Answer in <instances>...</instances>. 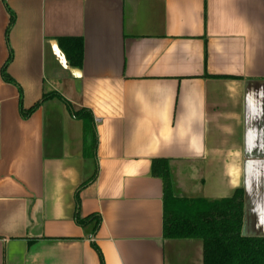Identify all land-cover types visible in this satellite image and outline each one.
I'll use <instances>...</instances> for the list:
<instances>
[{
    "label": "crops",
    "instance_id": "obj_1",
    "mask_svg": "<svg viewBox=\"0 0 264 264\" xmlns=\"http://www.w3.org/2000/svg\"><path fill=\"white\" fill-rule=\"evenodd\" d=\"M52 91L93 153L64 101L24 115ZM162 160L177 197L243 188L264 236V0H0V264H203L164 237Z\"/></svg>",
    "mask_w": 264,
    "mask_h": 264
},
{
    "label": "trees",
    "instance_id": "obj_2",
    "mask_svg": "<svg viewBox=\"0 0 264 264\" xmlns=\"http://www.w3.org/2000/svg\"><path fill=\"white\" fill-rule=\"evenodd\" d=\"M10 11V26L15 21V13ZM61 45L69 64L81 67L84 45L78 38H63ZM8 82L14 80L6 75ZM58 98L68 104L75 118L84 125V150L93 153L97 143L94 117L86 108L73 109L57 92L45 93L24 115L34 112L43 102ZM160 176L164 181V237L169 239L196 238L203 243V264H264V236L243 234L245 194L238 188L229 198L208 200L205 198H183L174 194L168 163L159 161ZM90 216L79 220L87 223ZM99 220H97V225Z\"/></svg>",
    "mask_w": 264,
    "mask_h": 264
}]
</instances>
